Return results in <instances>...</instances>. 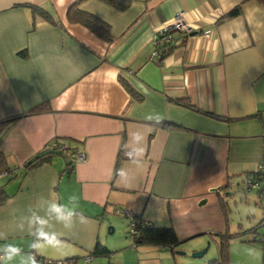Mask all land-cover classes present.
<instances>
[{"label":"crops","instance_id":"crops-1","mask_svg":"<svg viewBox=\"0 0 264 264\" xmlns=\"http://www.w3.org/2000/svg\"><path fill=\"white\" fill-rule=\"evenodd\" d=\"M126 1L120 9L101 0H0V172H8L0 177V264H32L29 252L63 260L89 255L99 238L107 240L101 218L119 208L172 225L180 238L223 231L224 189L264 170V5ZM31 5L54 22L34 16ZM72 6L106 22L110 40L72 22ZM178 11L200 30L160 46L156 33ZM167 121L174 125H158ZM52 142L67 149L32 160L54 150ZM76 152L85 158L74 162ZM42 233L55 234L59 246ZM193 241V250L205 242ZM230 243L229 263L237 255L242 264H264L261 245ZM9 246L18 250L11 258ZM146 246H136L133 263L158 253L169 263L168 248Z\"/></svg>","mask_w":264,"mask_h":264},{"label":"trees","instance_id":"trees-1","mask_svg":"<svg viewBox=\"0 0 264 264\" xmlns=\"http://www.w3.org/2000/svg\"><path fill=\"white\" fill-rule=\"evenodd\" d=\"M101 1L106 2L120 9L125 8V6L127 5L126 0H101ZM255 1L264 5V0H255ZM30 8L34 16L36 15L49 22H54L51 16L49 15V13L45 11L44 9L39 8L38 6H33V5H31ZM239 11H240L239 6H237L234 9H232L228 14L230 16L236 15L237 13H239ZM68 15L72 22L82 24L83 26L87 27L90 31H92L94 34H96L98 37L104 40H110L109 25L106 22H104L102 19H100L99 17L89 12L75 8L74 6L70 7V9L68 10ZM160 57H162V55H160ZM178 101H181L182 103L187 104V99L182 98V99H179ZM204 113L215 116L217 118H225L227 120L235 119L233 117H222L219 114H215V113L207 112V111H204ZM255 115L258 116V114H255ZM251 117H254V116L252 114H249L247 116H243L237 119L246 120ZM158 125L171 127L174 124L173 123L171 124L170 121H167L164 123L163 122L159 123ZM2 162H3V157L0 155V165L2 164ZM244 177H245V180L247 181L246 186H245L247 190L259 187L257 189V197L260 199V202H263L261 198L264 197V186L263 187L260 186V182L264 185L263 165H260L256 169L248 173H245ZM245 180H244V184H245ZM236 181L237 183L242 182V181L240 182L238 179ZM229 187H230V184L228 185V188ZM226 189H224V191ZM223 195L226 196V194L220 195V202H221L220 208H221L222 214L224 215V219L226 223L225 230L223 231L207 230L205 232L196 234V236L184 237L182 238L184 240H181L177 231L172 225H167V226L154 225V224H151V222H148L147 220L143 219L141 215L132 213L133 218L136 220V232L133 234H130L133 238V245L135 247L140 246V245H155V246L168 248L170 251H175L176 246L179 245L182 241H185L190 238L193 239L195 237H201L202 235L208 236V237L211 236V237L216 238L217 253L209 261H207L208 262L207 264H229L228 262L229 261L228 260L229 259V244H230V241L235 238H239L243 241H249L252 243L259 244L264 248V242H262L263 238L253 237L254 235L256 236L262 235V237H264V233H261L258 229L259 227H264V211H263L262 217L258 220V222L251 225L250 227L245 229L246 224L244 223L245 225L243 226V224L239 222L235 225L239 227V230H230V227L234 225L230 222V218H229L226 206H225V199ZM231 196H234V195H231ZM5 197H6V193L0 187V202H2ZM263 208L264 207L262 205V209ZM247 219H248L247 220L248 224L252 223V220L250 218H247ZM244 235L246 237H244ZM111 252L112 251L107 245L97 240L91 251V254L93 256H98V255L103 256V255H108ZM37 256H38V260H36L35 263L41 259H45V257H42L38 254ZM68 260L69 259L65 261H68ZM32 264H33V261H32Z\"/></svg>","mask_w":264,"mask_h":264},{"label":"rangeland","instance_id":"rangeland-1","mask_svg":"<svg viewBox=\"0 0 264 264\" xmlns=\"http://www.w3.org/2000/svg\"><path fill=\"white\" fill-rule=\"evenodd\" d=\"M243 178L242 182L241 179L239 180L241 183H237L235 180L232 184L233 190H225V191H232L234 192L235 196H225L223 195L225 199V206L228 211V215L230 218V222L235 226L237 223L241 222L244 224V222H247V218H250V213H254L255 216H258V219L255 221V219L252 220V223L246 224L245 229L250 227L251 225L258 222L260 219L263 209L262 204L260 202V199L257 197V188H252L250 190H247L246 186V180L245 177ZM245 180V184H244ZM260 186L263 187L264 185L260 182ZM224 191V192H225ZM252 194V195H251ZM263 201V207H264V197L261 198ZM127 209L125 208H119V211L123 212ZM129 211V210H128ZM121 212H115L112 215H107L103 218V227L101 228L102 236L101 238L107 239L106 241L101 240L99 238L98 241L102 242L105 245H116L120 243H126L128 246L121 250H115V248H110L112 251L108 255H98L93 256L91 252H89V255H92L93 258L91 261L87 262L85 260L86 254H81L75 257L73 260L63 261V259H52V260H61L63 261L61 264H137L134 262L133 257H136V247L133 245V238L130 235V218L127 215H124ZM243 221V222H242ZM153 224V223H151ZM167 225V224H164ZM112 228V232L111 229ZM261 233H264V227L258 228ZM246 237V236H244ZM184 238V237H183ZM181 240H184L181 238ZM193 240H198L199 242H204V245L199 250H206L205 253L200 257H194L192 254L199 250H193ZM197 243V241L195 242ZM196 245V244H195ZM112 247V246H111ZM147 248H152L154 250H160L158 246L153 245H147ZM237 252H242L240 247H237ZM229 250L233 252L234 246L233 243L229 244ZM178 251L183 253H178ZM169 253V258L167 261L168 264H207L211 256L214 255V244L212 242L211 238L208 237H197L190 238L185 241H182L179 245L176 246L175 251H167ZM28 256V253H27ZM88 256V255H87ZM165 256L161 253H158V255L154 256V258H151V260H146L142 264H167L166 260H164ZM28 259L31 261V258ZM32 262V261H31ZM229 264H242L240 261V257L235 255L234 260L230 262Z\"/></svg>","mask_w":264,"mask_h":264},{"label":"built area","instance_id":"built-area-1","mask_svg":"<svg viewBox=\"0 0 264 264\" xmlns=\"http://www.w3.org/2000/svg\"><path fill=\"white\" fill-rule=\"evenodd\" d=\"M198 27H194L193 25H191L188 21L185 20L184 16H183V12H176L172 18V20L166 24V26H164L161 30H159L156 33V43H158L160 46H164L167 47L169 45H174V44H178L181 43L184 38L189 37L193 34V32L198 33V31L200 29H197ZM202 34L204 36H209L211 33L210 29H206L201 31ZM158 57H160L159 54H156ZM50 148L54 149V150H59V151H65L67 149V147L64 144L58 143V142H52L50 144ZM124 156L127 158H132V153L130 152V150H124ZM72 159L74 162H79L82 161L85 158L84 153L82 152H76L73 153L71 155ZM8 175L7 171H3L0 172V177L6 176ZM119 211V210H118ZM121 212V211H119ZM124 215L129 216L130 218V234H133L136 232V220L133 218V214L132 212L125 210L123 212ZM254 238H263L262 242H264V237H262V235L253 236ZM2 254H0L1 256ZM29 258H31V260L33 261V258L36 260H38V256L35 252H29ZM93 258L92 255H88L85 257V260L87 262L91 261ZM65 261V260H63ZM63 261L61 260H52V259H41L38 262H36L35 264H61Z\"/></svg>","mask_w":264,"mask_h":264},{"label":"clouds","instance_id":"clouds-1","mask_svg":"<svg viewBox=\"0 0 264 264\" xmlns=\"http://www.w3.org/2000/svg\"><path fill=\"white\" fill-rule=\"evenodd\" d=\"M123 174H124V170L121 169V175H123ZM55 208H56V211L59 213L60 212V207L59 206H55ZM60 219H64V216L61 215ZM83 219H84V221H86L85 217H83ZM41 235L47 241V244H49L50 246H53V247L59 246L60 239L55 234L42 233ZM17 252H18V250H16L12 246H9V248H8L9 258L12 257L13 253H17ZM33 264H35V259L34 258H33Z\"/></svg>","mask_w":264,"mask_h":264},{"label":"water","instance_id":"water-1","mask_svg":"<svg viewBox=\"0 0 264 264\" xmlns=\"http://www.w3.org/2000/svg\"><path fill=\"white\" fill-rule=\"evenodd\" d=\"M195 34H196V32H193L192 35H195ZM45 152H48V153H51V152L52 153H58L59 151L58 150L47 149V150H44V151L40 152L37 155V157L32 158V160H35L36 158L40 157ZM220 189H221L220 187H217V188H214L212 191H219ZM225 193H226V195H234V193L232 191H226ZM202 203H205V201H203ZM110 232H112V228H111V231ZM205 251L206 250H200V251L194 252L192 255L194 257H200V256H202L205 253ZM178 253H183V252L178 251Z\"/></svg>","mask_w":264,"mask_h":264}]
</instances>
